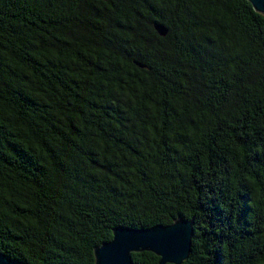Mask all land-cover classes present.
<instances>
[{"label": "trees", "instance_id": "trees-1", "mask_svg": "<svg viewBox=\"0 0 264 264\" xmlns=\"http://www.w3.org/2000/svg\"><path fill=\"white\" fill-rule=\"evenodd\" d=\"M180 217L195 221L183 264H264V14L0 0V251L96 264L115 227Z\"/></svg>", "mask_w": 264, "mask_h": 264}, {"label": "water", "instance_id": "water-1", "mask_svg": "<svg viewBox=\"0 0 264 264\" xmlns=\"http://www.w3.org/2000/svg\"><path fill=\"white\" fill-rule=\"evenodd\" d=\"M254 8L264 14L257 0H249ZM154 27L160 35H167L168 27L156 21ZM194 219L177 218L173 223L157 224L146 228L117 226L113 238L95 247L96 264H136L133 252L151 251L160 257L159 264H183L189 257L194 235ZM0 264H30L15 260L0 251Z\"/></svg>", "mask_w": 264, "mask_h": 264}, {"label": "snow or ice", "instance_id": "snow-or-ice-1", "mask_svg": "<svg viewBox=\"0 0 264 264\" xmlns=\"http://www.w3.org/2000/svg\"><path fill=\"white\" fill-rule=\"evenodd\" d=\"M258 6L264 7V0H257Z\"/></svg>", "mask_w": 264, "mask_h": 264}]
</instances>
